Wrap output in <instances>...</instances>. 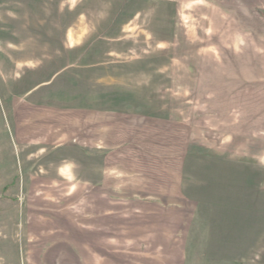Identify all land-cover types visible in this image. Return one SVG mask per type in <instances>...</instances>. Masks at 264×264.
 <instances>
[{
  "label": "rangeland",
  "instance_id": "374dc122",
  "mask_svg": "<svg viewBox=\"0 0 264 264\" xmlns=\"http://www.w3.org/2000/svg\"><path fill=\"white\" fill-rule=\"evenodd\" d=\"M0 264H264V0H0Z\"/></svg>",
  "mask_w": 264,
  "mask_h": 264
},
{
  "label": "crops",
  "instance_id": "0c3cea01",
  "mask_svg": "<svg viewBox=\"0 0 264 264\" xmlns=\"http://www.w3.org/2000/svg\"><path fill=\"white\" fill-rule=\"evenodd\" d=\"M9 105H15V103L13 102V103H11V104H9Z\"/></svg>",
  "mask_w": 264,
  "mask_h": 264
}]
</instances>
